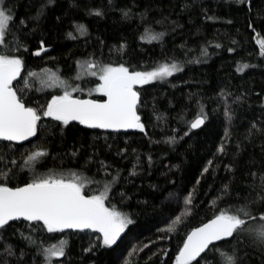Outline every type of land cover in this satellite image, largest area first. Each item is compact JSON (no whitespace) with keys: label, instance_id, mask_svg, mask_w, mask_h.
<instances>
[{"label":"trees","instance_id":"obj_1","mask_svg":"<svg viewBox=\"0 0 264 264\" xmlns=\"http://www.w3.org/2000/svg\"><path fill=\"white\" fill-rule=\"evenodd\" d=\"M6 4L13 9L16 25L20 19L28 21L16 31V39H8L13 50L16 40L22 45L16 54L24 58L25 67L14 86L32 106L36 101L43 105L63 92L40 83L46 79V69L83 89L74 95L88 96L98 81L82 74L77 79L78 63L86 59L124 63L136 70H151L165 60L181 64L183 71L138 86L139 113L147 135L138 130L90 129L78 122L64 127L43 118L32 140L0 141V174H9L10 186L31 179L33 172L27 167L21 170V166L37 150L48 153L34 166L38 174L76 171L97 180H111L118 174L111 204L127 213L133 223L117 244L86 252L98 243L99 234L90 230L32 233L42 247L67 241L62 264H175L186 233L218 211L239 205L255 182L250 173H264V134L250 131L253 124L264 126V58L256 44L257 38H264V17L257 15L264 0H253L251 12L236 0H113L112 5L108 0H53L50 4L48 0H6ZM42 5H46L43 15L38 21L31 20ZM90 8H100L104 15H89ZM121 9H131L132 14L124 18ZM145 11L154 30L166 33L162 42L140 40L144 32L140 13ZM173 21L179 25L174 31ZM250 21L256 32L248 27ZM76 24H84L87 34L80 36ZM70 31L76 39L68 38ZM41 40L47 52L36 56L33 53ZM120 45L125 47L119 50ZM203 48L207 56L201 54ZM243 64L254 67L237 71ZM29 72L38 76L28 77ZM201 109L207 116L205 124L189 131V123ZM186 131L188 135H184ZM170 136L176 137L175 143L168 142ZM221 145L222 153L218 151ZM100 161L111 165V176L97 174ZM225 185L229 195L222 191ZM190 193L192 204L188 205L185 200ZM177 217L179 222L173 225ZM169 225L175 231H166ZM20 232L29 234L28 222H12L7 229L6 239L16 252L8 258L11 264H16L21 250L24 264H42L43 256L37 255V248L23 240ZM248 253L245 264H264L259 249L248 248Z\"/></svg>","mask_w":264,"mask_h":264},{"label":"snow or ice","instance_id":"obj_2","mask_svg":"<svg viewBox=\"0 0 264 264\" xmlns=\"http://www.w3.org/2000/svg\"><path fill=\"white\" fill-rule=\"evenodd\" d=\"M53 0H48L52 3ZM239 4H246L249 12L253 7V0H236ZM112 5L113 0H108ZM42 5L31 20L38 21L43 15ZM124 18L130 17L131 9H121ZM89 15L103 16L100 8L88 9ZM258 16L264 17V7L258 10ZM208 20H214L213 16H206ZM141 22L144 24V32L140 40L146 43L162 42L165 32H157L151 26L147 11L140 13ZM28 21L20 19L16 25V17L13 9L6 4V0H0V141L23 142L30 137H36L43 118H50L67 127L71 122L90 129L111 130L114 132L138 130L147 135L146 126L139 115L141 107V91L138 86H143L154 81H163L177 72L183 71L180 63L165 60L157 64L151 70H136L124 63H104L95 59H86L78 63L81 74L95 77L98 83L88 90V96L98 94L105 99H82L74 95L77 91H83L78 87H72L67 81L49 70H45L46 79L40 83L47 87H60L62 94L52 95L43 105L39 101L32 106L27 102L20 91L14 86V81L21 77L25 67V60L18 55L22 45L16 40L15 50L9 46V36L16 39V31L26 27ZM160 24L162 21H155ZM231 23V21H229ZM175 27H179L175 21ZM15 26V27H14ZM75 31L84 36L87 28L84 24H76ZM248 27L256 32V28L250 21ZM264 30V27H262ZM68 38L76 39L73 32H68ZM260 37V33H256ZM235 43V41H233ZM258 54L264 58V38H257ZM125 45H120L122 50ZM183 47V46H182ZM221 47L220 44L215 45ZM27 51V47L24 46ZM233 52V48L228 49ZM47 52L44 41H40L39 48L33 54L40 56ZM201 54L207 56V49H201ZM196 62H199L198 60ZM254 65L243 64L238 66L237 71H243ZM38 74L29 72L28 77L35 78ZM25 88L29 82L25 80ZM206 114L201 111L189 123L188 129H200L205 124ZM251 132L264 134V126L257 128L252 125ZM186 131L184 135H188ZM169 143H175L176 137L170 136ZM224 151L223 145L218 149ZM44 150L32 152L24 160V167L33 172L30 180L21 184L10 186L11 178L7 172L0 174V264H11L9 257H15L16 252L11 243L6 239L7 229L12 227V222H28L29 234L20 232L23 240L37 248V255L43 256L42 264H62L60 258L67 255V241L60 240L59 244L42 247L32 235L33 232L46 230L47 233H63L65 230L85 231L98 233L97 244L85 249L91 252L94 247L111 248L117 244L121 234L133 223L131 217L111 204L110 194L118 179V174L111 180H97L88 178L76 171L63 172L49 171L38 174L35 164L40 158L47 156ZM76 153L74 152L73 155ZM151 162V157H149ZM15 164L16 161H11ZM97 174L103 172L111 176V165L103 161ZM212 161H209L211 166ZM135 166L130 175H136ZM208 167L203 169L204 173ZM254 178L251 191L242 202L230 209L220 210L207 222L193 227L186 233L182 246L175 256V264H245L248 257V248L259 249L264 256V173H250ZM225 195L230 194L228 185L222 189ZM121 198L124 193H121ZM191 193L185 200L188 205L192 204ZM179 222V217L173 221V225ZM173 225L166 229L168 232L175 231ZM17 231H19L17 229ZM235 241V243H233ZM148 245H145L147 247ZM226 249V250H225ZM23 250L16 257V264H24Z\"/></svg>","mask_w":264,"mask_h":264},{"label":"water","instance_id":"obj_3","mask_svg":"<svg viewBox=\"0 0 264 264\" xmlns=\"http://www.w3.org/2000/svg\"><path fill=\"white\" fill-rule=\"evenodd\" d=\"M16 81H14V83H15ZM75 96H77V95H75ZM77 97H79V98H82V99H88V98H92V99H99V98H95V97H89V96H77ZM103 99H105V98H103ZM102 100V99H101ZM139 115H140V113H139ZM141 116V115H140ZM104 131H107V132H109V131H111V130H104ZM130 131H136V130H128L127 132H130ZM114 132V131H113ZM120 132H124V131H120ZM34 137H30L29 138V140H27V141H23V142H19V143H25V142H28V141H30V140H32ZM15 143H17V142H15ZM207 222V221H206ZM65 231H74V230H65ZM191 231V230H190Z\"/></svg>","mask_w":264,"mask_h":264},{"label":"rangeland","instance_id":"obj_4","mask_svg":"<svg viewBox=\"0 0 264 264\" xmlns=\"http://www.w3.org/2000/svg\"><path fill=\"white\" fill-rule=\"evenodd\" d=\"M58 87V86H57ZM58 88H60V87H58Z\"/></svg>","mask_w":264,"mask_h":264}]
</instances>
